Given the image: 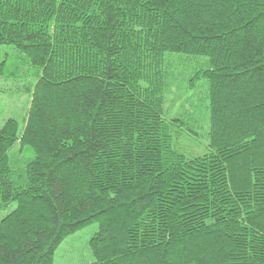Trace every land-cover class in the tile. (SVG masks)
Segmentation results:
<instances>
[{"label":"trees","instance_id":"trees-1","mask_svg":"<svg viewBox=\"0 0 264 264\" xmlns=\"http://www.w3.org/2000/svg\"><path fill=\"white\" fill-rule=\"evenodd\" d=\"M3 46L37 79L0 128V264H53L93 223L92 264H264V0H0V75ZM186 74L207 84L194 158L174 135L200 112L166 113Z\"/></svg>","mask_w":264,"mask_h":264},{"label":"rangeland","instance_id":"rangeland-1","mask_svg":"<svg viewBox=\"0 0 264 264\" xmlns=\"http://www.w3.org/2000/svg\"><path fill=\"white\" fill-rule=\"evenodd\" d=\"M1 54L2 56L7 55L10 63L4 75H0V128L7 120L15 119L21 130L29 110L32 87L37 79L36 70L31 66L20 67L18 75L13 76L11 74L14 65L12 64L17 62L18 53L12 46H3ZM182 62L183 65L177 68V72L183 74L185 69L189 71L192 66L203 65V61L184 60ZM190 74H186L182 80L179 79L178 87L172 89V94L168 97L166 113L168 117H175L185 111L193 116L200 112L201 120L197 116L195 117V120L197 119L201 124L200 129L196 130V136L189 135L183 129L182 131L176 130L177 133L174 135L175 148L186 157L194 158L208 152L207 109H204L207 106V98H205L207 84L201 81L198 83L197 89L187 90L186 86L192 77ZM170 103L174 105L173 108ZM32 159L33 152L29 148L22 150L20 145L16 144L10 152L9 165L12 171L18 172ZM15 208L16 204L12 203L7 208L0 209V221ZM97 230V224L93 223L66 238L57 248L53 264H92L94 257L90 248V240Z\"/></svg>","mask_w":264,"mask_h":264}]
</instances>
